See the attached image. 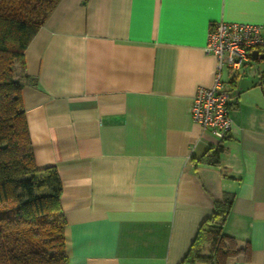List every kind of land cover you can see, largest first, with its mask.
<instances>
[{
	"label": "crops",
	"instance_id": "0c3cea01",
	"mask_svg": "<svg viewBox=\"0 0 264 264\" xmlns=\"http://www.w3.org/2000/svg\"><path fill=\"white\" fill-rule=\"evenodd\" d=\"M218 21L264 35V0H59L27 46L22 105L35 165L61 183L68 264H185L225 194L228 264H264V61L223 72L225 140L190 116Z\"/></svg>",
	"mask_w": 264,
	"mask_h": 264
},
{
	"label": "trees",
	"instance_id": "16d2710c",
	"mask_svg": "<svg viewBox=\"0 0 264 264\" xmlns=\"http://www.w3.org/2000/svg\"><path fill=\"white\" fill-rule=\"evenodd\" d=\"M58 1L0 0V264H68L61 183L54 168L35 165L21 99L24 85L36 86L24 73V52ZM233 199L214 201L185 264H228L238 256L224 232Z\"/></svg>",
	"mask_w": 264,
	"mask_h": 264
},
{
	"label": "built area",
	"instance_id": "2783aa9c",
	"mask_svg": "<svg viewBox=\"0 0 264 264\" xmlns=\"http://www.w3.org/2000/svg\"><path fill=\"white\" fill-rule=\"evenodd\" d=\"M254 51L264 53V35L260 26L224 21L210 25L204 53L215 58L216 72L210 88L197 89L190 116L203 132L211 134L218 142L225 140L232 129L229 115L231 92L223 81V72H227L231 82H236Z\"/></svg>",
	"mask_w": 264,
	"mask_h": 264
},
{
	"label": "water",
	"instance_id": "95a60500",
	"mask_svg": "<svg viewBox=\"0 0 264 264\" xmlns=\"http://www.w3.org/2000/svg\"><path fill=\"white\" fill-rule=\"evenodd\" d=\"M251 59L264 61V53H258L257 51L252 52Z\"/></svg>",
	"mask_w": 264,
	"mask_h": 264
},
{
	"label": "rangeland",
	"instance_id": "374dc122",
	"mask_svg": "<svg viewBox=\"0 0 264 264\" xmlns=\"http://www.w3.org/2000/svg\"><path fill=\"white\" fill-rule=\"evenodd\" d=\"M17 77H20V71L17 70Z\"/></svg>",
	"mask_w": 264,
	"mask_h": 264
}]
</instances>
